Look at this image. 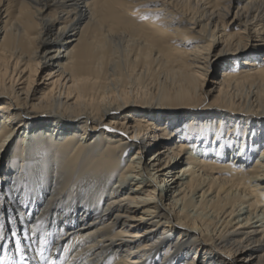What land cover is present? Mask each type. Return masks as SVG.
<instances>
[{
	"label": "bare ground",
	"instance_id": "obj_1",
	"mask_svg": "<svg viewBox=\"0 0 264 264\" xmlns=\"http://www.w3.org/2000/svg\"><path fill=\"white\" fill-rule=\"evenodd\" d=\"M0 225L28 264H264V0H0Z\"/></svg>",
	"mask_w": 264,
	"mask_h": 264
},
{
	"label": "snow or ice",
	"instance_id": "obj_2",
	"mask_svg": "<svg viewBox=\"0 0 264 264\" xmlns=\"http://www.w3.org/2000/svg\"><path fill=\"white\" fill-rule=\"evenodd\" d=\"M43 224V221L40 223L33 225L31 229V236L29 235V229L27 227L23 230V239H27L29 241H32V238L36 235V230L39 229ZM3 225H0V241H3L5 239L3 232H2ZM10 239L14 238V247L17 253H19V259L18 261L13 260L11 256H9L7 251V246L5 244H0V250H3V255H0V264H28V260L26 259L25 252L28 248L32 247V243L24 244L22 243V237L20 235H17L16 231H12L10 234ZM41 245L47 244V239H41L39 241ZM40 252L39 260L44 261L45 264H55V261H51L48 257L43 255L44 248L40 247L37 249ZM36 264H39V261L36 262Z\"/></svg>",
	"mask_w": 264,
	"mask_h": 264
}]
</instances>
